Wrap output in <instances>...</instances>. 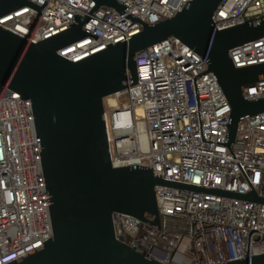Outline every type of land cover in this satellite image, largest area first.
Listing matches in <instances>:
<instances>
[{"label": "built area", "instance_id": "2783aa9c", "mask_svg": "<svg viewBox=\"0 0 264 264\" xmlns=\"http://www.w3.org/2000/svg\"><path fill=\"white\" fill-rule=\"evenodd\" d=\"M0 25L36 43L88 16L90 35L58 52L79 61L175 16L190 0H29ZM130 16H133L134 19ZM264 16V0H222L221 30ZM69 53V54H67ZM236 67L264 62V36L230 49ZM138 82L105 98L114 166L144 165L166 180L264 197V111L243 117L228 142L231 105L206 58L177 37L137 53ZM264 99V79L244 88ZM0 85V264L52 237L53 226L32 102ZM160 228L128 213L113 217L118 240L166 264H218L264 253V203L201 189L157 185Z\"/></svg>", "mask_w": 264, "mask_h": 264}, {"label": "water", "instance_id": "95a60500", "mask_svg": "<svg viewBox=\"0 0 264 264\" xmlns=\"http://www.w3.org/2000/svg\"><path fill=\"white\" fill-rule=\"evenodd\" d=\"M124 12L119 0H94ZM222 0H190L175 16L145 23L128 39L79 61L60 49L90 35L88 16L64 31L32 42L0 25V85L32 102L53 233L44 244L7 264H166L117 239L113 217L128 213L160 228L157 185L201 189L264 203L255 191L236 193L166 180L144 165L114 166L105 123V98L138 82L136 55L177 37L206 58L231 113L228 142L245 116L264 111V99L244 88L264 79V62L236 67L230 49L264 36V16L215 29ZM29 0H0V18ZM134 19L133 16H130ZM218 264H264V253Z\"/></svg>", "mask_w": 264, "mask_h": 264}, {"label": "bare ground", "instance_id": "6f19581e", "mask_svg": "<svg viewBox=\"0 0 264 264\" xmlns=\"http://www.w3.org/2000/svg\"><path fill=\"white\" fill-rule=\"evenodd\" d=\"M67 54H69V53H67Z\"/></svg>", "mask_w": 264, "mask_h": 264}]
</instances>
